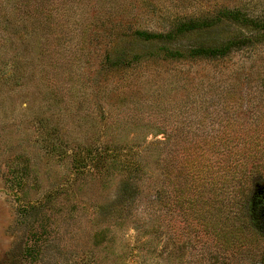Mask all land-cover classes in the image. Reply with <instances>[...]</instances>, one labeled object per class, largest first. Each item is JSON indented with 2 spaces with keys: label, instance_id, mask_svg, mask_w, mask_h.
<instances>
[{
  "label": "rangeland",
  "instance_id": "rangeland-1",
  "mask_svg": "<svg viewBox=\"0 0 264 264\" xmlns=\"http://www.w3.org/2000/svg\"><path fill=\"white\" fill-rule=\"evenodd\" d=\"M255 92L264 0H0V264H264Z\"/></svg>",
  "mask_w": 264,
  "mask_h": 264
},
{
  "label": "trees",
  "instance_id": "trees-1",
  "mask_svg": "<svg viewBox=\"0 0 264 264\" xmlns=\"http://www.w3.org/2000/svg\"><path fill=\"white\" fill-rule=\"evenodd\" d=\"M235 13H238V12H234V14ZM233 16H235V15H233ZM245 20H247V19H245ZM248 20H249V22H252L253 24H256L257 22H259V21H257V19L253 20L252 18H248ZM237 44H238L237 40H231L230 41L229 39H227V40L222 41L218 45L209 46V47H205V48H204V46L194 48V50H192V52H190V53L191 54H200V55L202 54L203 56L210 57V58L216 57V56H223L229 51L231 46H236ZM256 93L257 92L254 93L253 97L258 100V103L255 104L254 98H253L250 105L255 106V108L257 106V108H259L258 110H264V98L261 97L260 94L258 95Z\"/></svg>",
  "mask_w": 264,
  "mask_h": 264
}]
</instances>
